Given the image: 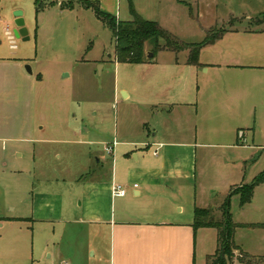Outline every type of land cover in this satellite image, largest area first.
<instances>
[{
  "label": "rangeland",
  "instance_id": "374dc122",
  "mask_svg": "<svg viewBox=\"0 0 264 264\" xmlns=\"http://www.w3.org/2000/svg\"><path fill=\"white\" fill-rule=\"evenodd\" d=\"M69 1L0 0V202L7 192L19 203L25 186H39L45 177L61 171L79 177L78 171L89 163V147L101 152L128 124L132 127L130 101L118 90H133L153 75L144 65L116 62L111 28L94 8L79 0L68 8ZM92 1L121 20L133 18L132 2L139 14L159 22L185 43L203 42L210 30L238 29L201 52L205 63L245 66L239 78L247 82H241L245 88L237 97V107L223 109L209 103L192 68L178 65V102L182 103L178 141L194 144V175L179 182L180 198L200 202L221 219V205L230 195L227 182L251 183L264 171V24L252 20L264 13V0H214V5L213 0L200 5L194 0ZM17 10L23 12L29 39L16 37L17 48L12 49L6 28L14 33ZM157 56L164 64L174 53L160 51ZM186 57L188 50L178 52V62ZM79 139L92 145L76 144ZM254 196L247 206L248 218L264 223V183L256 187ZM230 211L232 221L243 211L239 194L231 197ZM45 228L50 227L33 222L0 225V264H14V258L16 264H61L64 255L49 258L50 252L45 255L34 249V237L38 240ZM198 231L199 263L207 253H215L218 237L214 227ZM12 234L26 238L16 255L1 247Z\"/></svg>",
  "mask_w": 264,
  "mask_h": 264
},
{
  "label": "crops",
  "instance_id": "0c3cea01",
  "mask_svg": "<svg viewBox=\"0 0 264 264\" xmlns=\"http://www.w3.org/2000/svg\"><path fill=\"white\" fill-rule=\"evenodd\" d=\"M194 2L200 5L203 0ZM225 29L227 31L217 40L238 31L235 27ZM149 45L145 46L146 55L151 58ZM201 52V65L189 64V57L178 62L176 52L164 64L159 61L158 53L152 62L141 64L151 68L153 75L133 90H118L130 101L132 127L128 124L120 133L116 131L118 138L103 144L101 152L89 147L86 155L89 163L78 171L79 177L73 176L71 171L47 176L39 186H25L19 203L4 192L0 202L1 227L8 222L49 226L38 240L34 237V249L45 255L50 252L49 258L64 255L61 264H80L82 259L88 261L87 264H209L208 257L212 254L208 253L198 263L199 231L193 225L195 207L203 204L196 200L184 202L180 198L182 183L179 182L194 175V144L178 141V105L182 104L178 102V84L181 83L178 65L191 67L192 74H196L204 86H200V93L209 103L215 102L223 109H232L231 105L237 107V97L244 90L243 86L245 88L241 82L246 84L247 81L239 78L244 76L245 66L231 62L205 63ZM75 142L92 145L89 140ZM108 145L112 146V152L106 150ZM115 184L126 186L127 193L114 196ZM134 184L138 187L134 188ZM243 184L248 183L227 182L230 203L232 190ZM250 204L242 206L240 201L243 211L233 221L239 225L234 240L240 250L264 257V226H252L264 223L248 218ZM23 237L10 235L2 249L16 255L22 241L26 240ZM240 250L235 252L236 257ZM14 260L16 264V258ZM233 264L245 263L235 259Z\"/></svg>",
  "mask_w": 264,
  "mask_h": 264
},
{
  "label": "trees",
  "instance_id": "16d2710c",
  "mask_svg": "<svg viewBox=\"0 0 264 264\" xmlns=\"http://www.w3.org/2000/svg\"><path fill=\"white\" fill-rule=\"evenodd\" d=\"M79 2L86 8H94L97 16L111 28L116 42L115 58L119 63L143 64L152 62L161 50H170L176 53L188 50V63L201 65L199 60L201 49L206 44L220 38L227 31V29H221L217 33H211L210 30L208 37L203 42L185 43L164 29L159 22L146 19L139 14L132 2L130 3L133 15L131 20H120L117 16L103 11L98 1L79 0ZM66 6L73 8L74 0H70ZM252 20L257 25L264 24V13ZM161 40L164 41L163 44H161ZM146 44H151L153 53L151 58H148L145 53ZM262 183H264V171L251 183L234 188L231 195L238 193L243 206L252 201L256 187ZM230 207V199H227L222 205L223 217L221 219H216L213 216L211 208L195 207L194 228L214 227L217 229L218 248L214 254L208 257L210 264H233L235 259L245 264H264V257L250 255L240 250V247L235 243L234 235L239 225L232 221ZM252 226H264V224H252ZM237 250H240V253L236 257Z\"/></svg>",
  "mask_w": 264,
  "mask_h": 264
},
{
  "label": "built area",
  "instance_id": "2783aa9c",
  "mask_svg": "<svg viewBox=\"0 0 264 264\" xmlns=\"http://www.w3.org/2000/svg\"><path fill=\"white\" fill-rule=\"evenodd\" d=\"M6 34L8 36V39L10 41V47L12 49H16L17 48V44H16V35L9 29V26H7L6 28ZM106 150L109 152H112V146L108 145L106 147ZM157 154V152H156ZM138 184H134V188H137ZM127 193V187L121 184H115L113 186V194L114 196H124ZM67 264V263H66Z\"/></svg>",
  "mask_w": 264,
  "mask_h": 264
},
{
  "label": "water",
  "instance_id": "95a60500",
  "mask_svg": "<svg viewBox=\"0 0 264 264\" xmlns=\"http://www.w3.org/2000/svg\"><path fill=\"white\" fill-rule=\"evenodd\" d=\"M14 15H15V21H14L15 29H14V33H15L16 37L23 38L24 40H28L29 39L28 30L25 27L24 18L22 16L23 12L21 10H17V11H15ZM148 56L149 57L153 56V53L150 52L148 54ZM27 68H28V70L30 72H32L30 66H27Z\"/></svg>",
  "mask_w": 264,
  "mask_h": 264
}]
</instances>
